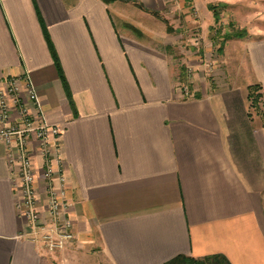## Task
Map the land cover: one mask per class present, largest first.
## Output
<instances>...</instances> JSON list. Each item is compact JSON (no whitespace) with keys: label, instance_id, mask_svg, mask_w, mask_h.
I'll return each mask as SVG.
<instances>
[{"label":"crops","instance_id":"1","mask_svg":"<svg viewBox=\"0 0 264 264\" xmlns=\"http://www.w3.org/2000/svg\"><path fill=\"white\" fill-rule=\"evenodd\" d=\"M138 1L159 8L157 0ZM223 2L250 24L240 40L246 69L240 82L225 72L215 77L212 89L192 81L194 97L175 81L165 34L128 35L109 4L0 0V91L16 83L28 103L30 82L45 120L61 127L57 155L75 235V248L60 256L24 236L0 143V264H164L215 254L230 264H264V125L247 97L249 84L264 88V0L187 4L211 25L208 5ZM43 161L36 152L39 206Z\"/></svg>","mask_w":264,"mask_h":264},{"label":"rangeland","instance_id":"2","mask_svg":"<svg viewBox=\"0 0 264 264\" xmlns=\"http://www.w3.org/2000/svg\"><path fill=\"white\" fill-rule=\"evenodd\" d=\"M187 1L157 0L159 8L150 9L157 11L161 18H156L154 15L140 10L131 2L114 1L109 4V7L114 12L117 26L128 35L137 37L129 29L130 26L138 30L159 31L165 34L168 42L166 51L170 55L175 72V81L183 90L186 88V92L191 90V93L200 94L198 90L192 89L191 83L194 80L197 82L201 80V82L207 83L208 89L214 88L215 83L219 81L214 78L224 72L231 82H240L246 69L244 58H242L240 40L242 38L246 39L248 35H251L248 28L250 24L245 23L247 20L241 12L238 14L236 9L228 8V4L224 2L215 4L218 20L211 25L204 24L203 11L189 8ZM182 4L185 5V8H182ZM255 8L259 9L260 7ZM184 12L192 18L189 23L190 26L184 20ZM253 15L252 17H254ZM168 29H171V31H168ZM234 31H244L245 34L224 40L226 33ZM182 67H184V72L181 70ZM252 84H249L248 87ZM258 107L264 109V100L259 99ZM249 108L252 114H255L256 110L250 106ZM22 122L23 120L17 112L16 117L13 119L9 114L5 119L0 117V129L3 128L11 132L19 126L23 127ZM16 137L17 135H12L10 144L12 146L11 151L14 150V152H17L16 149L19 143L18 140H15ZM3 144L5 145L6 143ZM5 146L6 148L9 147L8 144ZM22 149L31 160V169L34 174L33 184L36 190V186L40 183L38 168L35 167L36 152L40 150L39 141L34 135H31L23 141ZM47 164L53 163L52 161L50 163L43 161L40 169L42 174ZM57 167L59 168V166ZM42 181L45 187V179L43 178ZM36 191L39 192L38 190ZM45 206L46 203L44 201L41 209L43 210ZM74 241L63 252H57L54 255H64L66 251L74 249Z\"/></svg>","mask_w":264,"mask_h":264},{"label":"built area","instance_id":"3","mask_svg":"<svg viewBox=\"0 0 264 264\" xmlns=\"http://www.w3.org/2000/svg\"><path fill=\"white\" fill-rule=\"evenodd\" d=\"M28 103H24L19 96V87L16 83H10L7 93L0 91V117L7 118L10 105L19 114L23 127H17L13 131L0 129V143H6L7 161L12 169L11 183L16 194L20 196L16 208L20 218H23L27 227L24 236L38 247L50 254L63 252L74 241L75 235L71 219L67 216L68 190L64 169L58 158V149L62 129L55 124H49L45 120L41 103L36 91L30 82L26 83ZM186 90V88H185ZM17 135L16 151L12 150V135ZM34 135L40 144V155L47 164L42 174L46 181L45 203L42 210L38 205L37 191L34 187V174L31 169V160L23 151L25 138ZM5 144V145H6ZM56 157L54 156L55 154ZM59 162H58V161Z\"/></svg>","mask_w":264,"mask_h":264},{"label":"trees","instance_id":"4","mask_svg":"<svg viewBox=\"0 0 264 264\" xmlns=\"http://www.w3.org/2000/svg\"><path fill=\"white\" fill-rule=\"evenodd\" d=\"M102 2L106 3V4H110L114 1H122V2H131L133 3L135 6H137L140 10L152 14L154 15L156 18H161L158 14L157 11H154L150 8H148L147 6H145L141 1L138 0H101ZM208 8L210 10H212L213 12V16H214V21L216 22L218 20V16L217 13L215 12V5H208ZM129 29L137 36V37H141L142 36V32L136 28H134L133 26H130ZM168 31H171V29H168ZM45 34V38L46 41L48 43V46L50 48L51 51V55L54 61V64L56 66V69L58 71V75L59 78L61 79V82L63 84V87L65 89V92L67 94V97L70 101V104L74 110V104L71 98V93L70 90L68 88L66 79L64 77L62 68L60 66V62L59 59L56 55V52L54 50V47L52 46L50 39L48 37L47 32H44ZM244 31H234L231 33H226L224 40L225 39H229L231 37H239L244 35ZM181 70L184 72V67L181 68ZM183 74V73H182ZM194 97H199L200 94H194ZM249 103H250V107L254 110H256L255 114L258 115L261 118V122L262 125H264V109H260V107H258V102L259 99L264 100V88H262L261 84L258 82L253 83L252 85H250L248 87V94H247ZM250 114H252V112L250 111ZM164 264H230V262L222 255L219 254H215V255H208V256H204L202 258H194V257H190V256H184V255H178L174 258H172L171 260L165 262Z\"/></svg>","mask_w":264,"mask_h":264}]
</instances>
